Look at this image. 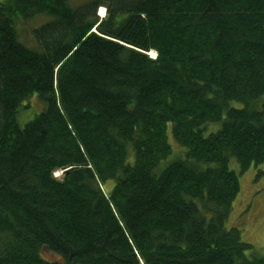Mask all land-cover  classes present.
Returning a JSON list of instances; mask_svg holds the SVG:
<instances>
[{"label": "trees", "instance_id": "1", "mask_svg": "<svg viewBox=\"0 0 264 264\" xmlns=\"http://www.w3.org/2000/svg\"><path fill=\"white\" fill-rule=\"evenodd\" d=\"M232 159L264 165V0L0 1V264H264Z\"/></svg>", "mask_w": 264, "mask_h": 264}, {"label": "rangeland", "instance_id": "2", "mask_svg": "<svg viewBox=\"0 0 264 264\" xmlns=\"http://www.w3.org/2000/svg\"><path fill=\"white\" fill-rule=\"evenodd\" d=\"M4 2L6 0H0ZM91 0H72L75 7L83 6ZM106 9L107 16V8ZM100 9L97 16L100 17ZM105 16V17H106ZM104 17V18H105ZM47 20L38 18L21 27L23 39L29 45L32 42V31L40 27ZM155 53L151 56L155 57ZM241 106V105H240ZM42 111L32 106L28 110L22 111L19 115V123L23 126L31 122ZM171 144L176 147L175 142L171 138ZM231 169L236 171L240 178L241 193L233 204L232 212L228 221V228H237L242 231V241L254 247L255 251L264 255V165L252 166L246 173H240V166L235 159L231 160ZM61 173L56 176H60ZM113 185L112 183L110 184Z\"/></svg>", "mask_w": 264, "mask_h": 264}, {"label": "bare ground", "instance_id": "3", "mask_svg": "<svg viewBox=\"0 0 264 264\" xmlns=\"http://www.w3.org/2000/svg\"><path fill=\"white\" fill-rule=\"evenodd\" d=\"M100 17H105L106 16V9H104V8H101L100 9ZM151 54L153 55V52H151L150 54H149V56L151 57V58H153V56H151ZM155 56L157 55L156 53L154 54ZM156 57H154V59H155ZM60 171V170H59ZM64 173V172H63Z\"/></svg>", "mask_w": 264, "mask_h": 264}]
</instances>
